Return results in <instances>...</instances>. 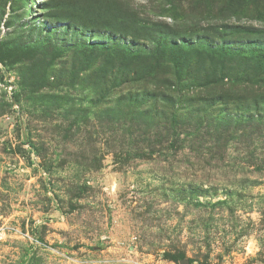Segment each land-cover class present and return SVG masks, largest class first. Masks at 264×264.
I'll return each mask as SVG.
<instances>
[{"label": "rangeland", "instance_id": "rangeland-1", "mask_svg": "<svg viewBox=\"0 0 264 264\" xmlns=\"http://www.w3.org/2000/svg\"><path fill=\"white\" fill-rule=\"evenodd\" d=\"M0 264H264V0H0Z\"/></svg>", "mask_w": 264, "mask_h": 264}, {"label": "trees", "instance_id": "trees-1", "mask_svg": "<svg viewBox=\"0 0 264 264\" xmlns=\"http://www.w3.org/2000/svg\"><path fill=\"white\" fill-rule=\"evenodd\" d=\"M238 32H243V31L241 30V31H238Z\"/></svg>", "mask_w": 264, "mask_h": 264}]
</instances>
